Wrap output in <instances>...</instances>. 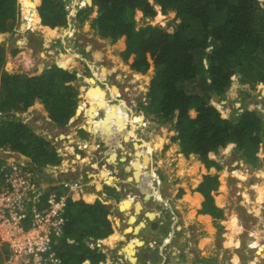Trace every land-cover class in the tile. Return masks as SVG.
Wrapping results in <instances>:
<instances>
[{
	"label": "trees",
	"instance_id": "1",
	"mask_svg": "<svg viewBox=\"0 0 264 264\" xmlns=\"http://www.w3.org/2000/svg\"><path fill=\"white\" fill-rule=\"evenodd\" d=\"M66 1L40 0L41 24L67 27ZM156 5L165 14L175 12L179 23L173 32L152 23L158 14ZM138 10L148 20L141 26ZM94 11L98 13L92 23L98 33L123 48L136 76L155 70L147 92L149 102L142 103L143 108L152 106L150 112L144 108L145 112L160 116L163 122L173 121L178 111L174 139L180 140L185 155L198 154L209 164L211 152L231 146L258 164L257 153L264 148V118L247 109L227 118L211 101L216 95L224 98L236 76L241 83L264 81V0H93L92 6L79 10L77 21L83 24ZM24 13L23 28L38 24L34 0H26ZM21 16L19 0H0V33H14ZM7 52L0 45V147L23 153L38 168L58 165L62 158L55 146L20 114L31 112L40 99L55 125L69 124L78 107L79 90L73 84L78 71L53 63L32 75L10 72ZM18 52L14 50V54ZM66 58L63 64H68ZM80 63L87 68L85 62ZM156 102L159 107L153 104ZM219 185L218 176L206 175L196 188L205 196L203 211L215 218H220L215 203ZM258 194V202H262L261 188ZM254 211L259 214V207L254 206ZM112 213L111 206L99 198L81 194L69 199L68 221L55 246L62 264H100L106 258L102 249L90 243L113 233ZM227 224L232 234L240 229L236 214ZM232 234L228 235L230 243L239 244Z\"/></svg>",
	"mask_w": 264,
	"mask_h": 264
},
{
	"label": "crops",
	"instance_id": "2",
	"mask_svg": "<svg viewBox=\"0 0 264 264\" xmlns=\"http://www.w3.org/2000/svg\"><path fill=\"white\" fill-rule=\"evenodd\" d=\"M21 10L24 12V7ZM38 13V24L34 26L38 33H41L46 41L54 38L66 46L65 39L68 37L66 29L63 27L53 29L42 25ZM140 13L143 16L142 11L139 10ZM91 31L90 24H82L81 31L77 36H80L84 41L83 47L88 51V55L93 56L91 59L102 62L104 60L107 65L110 76L107 74L105 77L96 78L106 91V98H104V103L93 101L95 98H87V91L82 88L84 86H81V91L86 97L83 101L84 105L80 108L81 113L78 115L76 113L77 118L73 120L70 126L64 127L62 131L66 142L69 144L82 142L87 145L88 142L94 146H99V150L93 151L92 156L80 151L83 160H80L81 162L77 160L76 163L73 162L74 160L71 161L73 167L70 176L75 179L76 176L83 175L85 179L89 180L83 195L90 199L99 198L103 202L106 201L112 208L113 213L110 218L113 221L114 231L108 238L102 240V248L106 253V258L100 264H261L264 261V241L261 240L262 236H255L254 234H258L264 227V198L262 202H258L259 185L254 188V199L251 184L239 183L238 180H235L237 182L235 184L229 182L231 179L228 178L230 174L226 165L232 166L238 161L232 155V147L228 146L223 149L220 147L211 152L209 164H206L198 154L185 155L180 150V142H172L168 138V135L174 134V132L170 133L168 128L164 129V133L161 134L160 132L156 133L157 126L154 121L149 120V125L145 127L141 126V123L136 125L134 116L137 115L139 119L144 117L139 115L138 107H134L137 106L135 105V98L131 97L133 98V105L126 101L124 94L121 95V98L117 97L119 91L124 92L125 89L131 88L128 82L134 83L138 81L139 77L133 70L116 73L114 69L117 64L110 63L107 53L104 49L102 50V46L113 44L110 40L108 42V39L100 37L94 40ZM0 34H3L2 41H6L7 38L4 37L10 33ZM22 41H27V38L24 37ZM47 43L49 41L44 43V47ZM117 45L119 46L118 43ZM70 46L73 50L76 49L74 43ZM88 47H95L96 51L100 48V52L95 53L94 56L92 54L94 51L90 52ZM120 49L123 48L120 46ZM30 60L25 52L14 55L9 53L7 68L9 69L10 63L13 64L12 68L18 71V66H22L23 69L30 68ZM100 74L103 75L102 69ZM94 75L97 76V74ZM90 81L92 80L90 79ZM115 84L118 86V91H113ZM145 84L147 83L145 82ZM141 87H144L142 83ZM109 101L116 102V107L111 105ZM90 102L96 103L93 117L87 116V109L89 112L92 106ZM118 103L119 108L117 107ZM257 106V104H251L245 108L254 110ZM33 109L45 115L43 112L46 111V108L40 99L36 100ZM113 109L117 111L110 113ZM152 116L146 117L151 118ZM87 120H91L90 124ZM80 130L87 132L89 137L81 135ZM128 134L130 135L129 141L126 140ZM146 134L150 135L147 136ZM72 139L73 142H71ZM147 142L153 145L152 150H149ZM129 144L131 147L128 146ZM168 144L166 149L165 145ZM71 148L64 149V152L68 151V156L63 155V159L67 163L74 157V147L71 146ZM111 150L116 152L118 164L108 161L111 157L109 153ZM261 150L264 151V148ZM137 151L139 156L135 157L134 162H132V157ZM158 151L164 153V157L159 161L155 160ZM142 154H145L144 158H142ZM126 156L134 166L132 171L127 170L128 160L127 162L119 161ZM152 156L153 158H151ZM232 159H234L233 162H231ZM111 160H115L113 155ZM140 160L144 163L140 164ZM94 161L101 164L91 166L90 164H94ZM121 163L123 166L120 165ZM104 168L107 170V175L113 177L110 182L104 179L102 175L100 176ZM263 169H257V173H253L254 170L252 169L253 174L251 176H258L259 173L264 175ZM206 175L218 176L220 180L219 191L215 194V203L217 209L220 210L218 215L220 218H215L210 211L209 213L203 211L205 196L196 190ZM243 184L246 186V190L242 187ZM247 184L251 187H247ZM107 188L115 189V191L112 190V195L106 191ZM156 193L160 197L159 195L157 197ZM81 194L76 192L73 196L78 197ZM240 195H242L243 200L237 202L236 196ZM245 195H250L251 201H248ZM129 200L131 204H127ZM122 205L130 206L127 208V206L123 207ZM254 206L259 207V214L254 211ZM237 207L247 211V215L253 217V221L250 223L240 222L239 212L236 211ZM169 212L170 215L166 217L165 225L161 224L159 221V219L161 220L160 214L163 213L166 216ZM149 213H155V216L150 218ZM232 214H236L238 218L240 229L237 230L236 234L231 233L232 230L227 224ZM156 222H158V226ZM257 224H262V227H258ZM229 234H232L231 238L238 241L239 244L230 243ZM259 235H264V233H259ZM257 240L259 244L255 246ZM130 244H133L132 253L129 252ZM116 256H121L124 261L119 263Z\"/></svg>",
	"mask_w": 264,
	"mask_h": 264
},
{
	"label": "rangeland",
	"instance_id": "3",
	"mask_svg": "<svg viewBox=\"0 0 264 264\" xmlns=\"http://www.w3.org/2000/svg\"><path fill=\"white\" fill-rule=\"evenodd\" d=\"M19 2H20V6L22 8V7H24L26 0H19ZM34 2L36 4H38L35 10L37 12H39L38 6H39L40 0H39V2L37 0H34ZM97 13H98L97 11H94L90 15L89 19L86 20L83 24H85V23L90 24L91 30H92L91 32L93 33L92 37H94V40L98 37L105 39V38L100 36V34L98 33V30L95 28V26L92 23V20L97 16ZM24 15H25L24 12H22V16L20 18V24L17 27V30H15L14 33L9 32L10 34L5 35L6 37H4V38H7L6 41H2L3 40V34L0 36V45H5L7 47V51H8L7 52V59H8L9 53L11 55L12 54L14 55L15 49H18V51H19L18 54L20 52L27 53L29 59H31L30 60L31 67L23 69L22 66H18L19 67L18 68L19 71H18L17 69L12 68L13 64L10 63V66H9V70H11L10 72L29 73L32 75L37 70H42L45 66H51L53 63L65 65V67H67V68H69V67L74 68L75 66L78 65L79 68H81V70L83 72H80V73H82V76H81V78H78L79 81H76L75 84H77V82H78L79 87L84 86L82 88L85 89L86 91H88V89L90 87L91 88L96 87L98 89V91L94 97L95 100H93V101L98 102L100 100V102L104 103V98H106V93H105V96H103V94H101L100 90L105 91L102 88L101 83H99L97 81V79H94V81H90L91 74H89L87 69L83 68V66L80 63L81 61H85L87 66H89V65L94 64V63H101L102 61H97V60L91 59L93 56L88 55L86 52H82V55L79 57H74L72 53L65 52L64 47H69L71 45V41L74 40L72 36L65 39L67 42L66 46H64L60 40L53 38V39L47 40V41H49V43H47L46 46L44 47V43H46L47 41L41 33H38V31L34 27L27 28V29L23 28V24L26 23V19H25ZM160 15H163V14H159V15L157 14V16L154 18L155 24L160 25L163 28H167L170 32H173L179 23V19H177L175 12L169 11L168 13L165 14L166 17L163 16L164 18H162V19H159ZM136 18L139 21V26L144 25L148 22V20L142 19V16L139 14V10L137 11ZM77 27H78V30L81 31V27H79L78 25H77ZM31 34H34V38L31 37ZM24 37L27 38V41H22V39ZM78 39L79 38H77V40ZM107 41L110 42L111 40L110 41L107 40ZM40 42H42V43L40 44ZM100 42L102 43V41H100ZM111 43L113 44L111 46H109V45L102 46L103 43L101 44V46L103 47L102 50L104 49V51L107 53V56L109 58L110 63L113 62L114 64H117L116 68L114 69L116 71V73H119V72L124 73V71L130 72L131 70H133L131 68V64L125 60L124 55L122 54L123 51L120 49V46H118L117 43H113L112 41H111ZM106 46H108V48H106ZM97 47H98V45H97ZM94 48L95 47H92V48L88 47V50L90 52L94 51L92 54L95 56V53L100 52V50H99L100 48L98 49V51H96ZM71 51H73V50H70V52ZM66 54L70 55L71 57L69 59L67 58L69 60L68 64H63L61 61V58H63ZM9 59H11V58H9ZM106 66H107L106 64L103 65V67H105V73H106L105 75H103L104 77L108 74V69ZM154 76H155V70L152 69L146 74L141 73L140 76H138L139 77L137 79L138 81H135L134 83L128 82L129 83L128 85H130V87H131V88H129L131 94H125V97L127 99L126 101L130 103L131 102L130 98L131 97L135 98L136 103L138 105L137 106L138 107V113L141 114L143 117L145 116L144 115L145 113L144 114H142V113L145 110L147 112H150L151 109H153L152 106L147 105V106H144V108H145V110H144L141 102H142L144 95H146L145 93L148 92L150 84H151V80L153 79ZM145 82L147 84H145ZM141 83H142V86H144V87H141ZM135 86H136V88H135ZM135 90H137V91H135ZM85 98L86 97H83L81 100H85ZM147 102H149V98H147ZM156 103H153V104H155V107H159V104L158 103L156 104ZM211 103L214 106H216L221 111V113L224 114V116L227 118H231V117H234V115H238V114L242 113L243 108L245 110V107H248L251 104H257L258 106L256 107L255 110L259 114H261V116L264 118V81L255 82V84H253L251 82L241 83V82H239L238 77L236 76L235 81L232 83V85L229 87V89L225 93L224 98H221V97L216 95L212 98ZM92 104L93 103L90 102V105H92ZM95 104H93L91 106V108L89 110L90 114H87V116L93 117L92 115H94L93 110L95 109L94 108L96 106ZM226 104H229V105H226ZM111 105L116 106L115 102H111ZM98 107H100V106H98ZM141 109H143L144 111H141ZM43 113L47 116L43 115L41 112L36 111V110L34 112L25 111V112L21 113V116L26 121L31 123V125L34 126V130L36 133H38L39 131H45V132L50 131L53 133H57L58 131H60L59 129H55L53 127V126H55V124L50 120V118L48 116L49 115L48 110L46 109V111H44ZM150 115H153V117H151L150 119L145 117L144 120H146L147 122H149V120L154 121V123L157 126L156 133L160 132L161 134H163L164 129L168 128L170 133L174 132V134H172L171 136L168 135V138H170V140L172 142H177V141L180 142L179 139L178 140L174 139L178 135V133L176 132V129H175V125L177 123V118H178V111L174 114L173 121L169 120V121L163 122L162 119L160 118V116H157L156 114H150ZM104 118H107V117H104ZM175 118H176V121H175ZM86 119H87V117H86ZM88 121H90V120H88ZM72 122H73V119L69 123H72ZM134 122L136 123V125L138 123H142V121L140 122L138 120V118H136V120ZM70 125H67V126H70ZM67 126H64V127H67ZM53 129L55 131H53ZM80 134L83 135L84 137H87V138L89 137L87 135V132H85L84 130H80ZM146 135L148 136L150 134H146ZM147 136H145V137H147ZM126 140L127 141L130 140L129 134L126 137ZM87 144H88V146H85L83 149H80L83 152H85L87 155L90 154V156H92L93 151L99 150L98 145L94 146L93 144H90V143H87ZM147 144H148L149 150H152L151 148H153V145L150 142H147ZM180 144H181V142H180ZM128 146L131 147V144H129ZM168 146H169V144L165 145L166 149L168 148ZM65 147H66V145H64V146L58 145L57 146V148L59 149V152H58L59 155L62 154V151H64ZM180 150L182 151V145H181ZM73 151L77 152V151H79V149L74 147ZM163 151H165V149H163ZM109 153H110L111 157H112L113 153L116 154V152L114 150H111ZM157 154H158L157 157L156 158L154 157L155 160H157V161H159L162 157H164V153L162 151H158ZM21 155H24V154L21 153ZM142 155H143L142 158H144L145 154H142ZM232 155L238 161H236L237 163H235L232 166L226 165V167L229 168L228 172L230 174V177H228V178L231 180H234V181L230 180L229 182L235 184V182H236L235 180H238L237 182H239V183L251 184L253 186L252 192L254 193V199H255V189L254 188H255V186L259 185L258 188L262 189V195L264 198V181H263L264 175H261V173L258 172L259 173L258 176H256V175L251 176V174L257 173V169H259V168L263 169L264 168V151L260 150L257 153V157L260 160L258 162V164H254V163L250 162L247 158L242 157L241 152H236L235 150H232ZM138 156H139V152L137 151L136 154L134 153L133 157L131 156L132 162H134L135 157H138ZM111 157L108 159V161L117 163L116 158L114 157L115 160H111ZM151 158H153V156ZM73 159H75V158H73ZM75 160H77V159H75ZM87 160H88V158H87ZM233 161H234V159H232L231 162H233ZM139 163L141 164L144 162L140 160ZM100 164H101L100 162L94 161V164L91 163L90 165L91 166L92 165L99 166ZM120 165L123 166V163H121ZM130 166H132V167H130ZM132 168H134V166L131 164V162H129L127 170L132 171ZM251 168L254 170L253 173H252ZM94 169H97V168H94ZM121 171H122V169H121ZM238 172H240L241 175H238L237 174ZM262 172H264V169ZM107 174H108L107 170H105V168H104L103 173H100V176L102 175V177H104V179L107 178V181L110 182L111 179H113V177H109ZM129 180H132V179L129 178ZM257 180H258V182H256ZM249 184H247L248 185L247 187H251V186H249ZM242 187L244 188V190H246V188H245L246 186H244V184L242 185ZM112 190L115 191V189H112V188L106 189V191L109 193V195L113 194ZM256 190H257V188H256ZM117 193L119 194V192H117ZM158 195L159 194L157 193V196ZM159 197H160V195H159ZM248 197L251 201L250 195H248ZM263 198H262V200H263ZM242 200H243L242 195L236 196L237 202L242 201ZM130 202L131 201L129 200V202L127 204H131ZM263 205H264V203H263ZM124 206H127V208H128L130 205H124ZM138 209H139V207H138ZM236 211L239 212L238 218L240 219V222L246 221V222L250 223L253 221V217H251L250 215H247V213H246L247 211H244L242 208L237 207ZM169 215H170V212H169V214H166V217H169ZM159 221H160V219H159ZM165 223H166V221H165ZM165 223H164V225H165ZM257 226L262 227V224H257ZM263 228L264 227L261 228L262 230L259 232L260 234L264 233ZM254 235L257 236V234H254ZM259 236H262L261 240L264 241V235H259ZM258 244H259V242H258ZM11 257H12V252L10 250V247L7 244H4V245L2 244L0 246V262L4 263L6 260H9ZM253 261H254V259H253ZM261 264H264V261H262Z\"/></svg>",
	"mask_w": 264,
	"mask_h": 264
},
{
	"label": "built area",
	"instance_id": "4",
	"mask_svg": "<svg viewBox=\"0 0 264 264\" xmlns=\"http://www.w3.org/2000/svg\"><path fill=\"white\" fill-rule=\"evenodd\" d=\"M86 4V0L66 1L68 16L75 17ZM102 67L97 66V70ZM90 69L95 73L93 68ZM125 92L131 94L129 88ZM145 94L142 103L147 104V92ZM118 95L121 97V93ZM130 99L133 104V98ZM141 120L143 126L147 125L144 118ZM48 137L54 144H60L62 140L58 133ZM85 146V143H78L77 149ZM76 159L80 161L81 155L76 154ZM77 160L72 159L74 163ZM72 167L71 162H64L38 168L30 158L8 146L0 147V230L10 233L0 234V246L7 244L12 252V257L0 264H62L55 246L68 221L67 205L72 195L84 192L88 185L83 175L72 179ZM164 215L160 214L163 225ZM90 245L103 250L100 241ZM116 259L119 263L124 261L121 256Z\"/></svg>",
	"mask_w": 264,
	"mask_h": 264
},
{
	"label": "clouds",
	"instance_id": "5",
	"mask_svg": "<svg viewBox=\"0 0 264 264\" xmlns=\"http://www.w3.org/2000/svg\"><path fill=\"white\" fill-rule=\"evenodd\" d=\"M151 1H153V0H151ZM87 2V1H86ZM87 5L88 4H86V6L85 7H87ZM89 6V5H88ZM85 7H83V8H81V9H84ZM156 8H157V11H158V15L159 14H163V16L164 17H166L165 16V14L162 12V10H161V6H159V5H156ZM79 12V11H78ZM77 16V15H76ZM76 16L75 17H70V16H68V19H69V24H68V26L67 27H63V29H66V33H67V38H69L70 36H72L73 37V41H71V44L72 43H74V45H75V47H76V49H72V47L71 46H69V47H64V50H65V52H69V53H72L73 54V56L74 57H79V56H81L82 55V52H86L87 54H88V51H86L85 50V48L83 47L85 44H84V41H82V39L80 38V36H77L78 35V33L80 32L79 30H78V27H77V25L79 26V27H81L82 26V24L81 23H79L78 21H77V19H76ZM153 24H155V22H154V20H153V22H152ZM50 27V26H49ZM52 28V27H51ZM56 28H61L60 26H57V27H55V28H53V29H56ZM77 38H79L78 40H77ZM82 41V42H81ZM60 42V41H59ZM79 46V47H78ZM70 50H73V51H71L70 52ZM65 56H67V58L69 59L71 56L70 55H68V54H66ZM66 58V59H67ZM68 59H67V61H68ZM63 62H64V60H63ZM83 62H85V61H83ZM60 63V62H59ZM65 63V62H64ZM86 63V62H85ZM59 66H62L61 64H58ZM101 65V63H95V64H91L90 65V67L89 66H87V71H88V73L89 74H91V78L90 79H96V78H102V77H104L103 75H101L100 74V70H101V68L99 69V70H97V66H100ZM45 67H47V66H45ZM44 67V68H45ZM6 68H7V65H6ZM43 68V69H44ZM90 68H93L94 69V72L95 73H93V71H91V69ZM42 69V70H43ZM69 69H75V70H77L78 72H77V74H78V76H79V78H81V76H82V73H80V72H83L82 70H81V68H79V67H74V68H70L69 67ZM7 70H9L8 68H7ZM9 71H11V70H9ZM94 74H97V76H95ZM109 76H110V74H108ZM107 76V75H106ZM77 81H79V79H77ZM76 83V81L75 82H73V84L74 85H76L77 86V88H78V90H79V95H78V107H77V109L78 108H81L82 107V105H83V101H85V100H82V101H80L83 97H85V94H83L82 93V91H81V88L79 87V83L77 82V84H75ZM115 86H116V84H115ZM117 88H118V86H117ZM91 89H94V90H96L97 88L96 87H90L89 89H88V91H87V93H86V97L87 98H94L95 97V95L97 94V91H94V92H92V95H91V97L90 96H88V93H90L91 92ZM126 90V89H125ZM125 90H124V92H120L119 91V93H121V95L122 94H126V92H125ZM105 93H106V91H105ZM118 93V94H119ZM117 98H121V97H119V95H118V97ZM100 101V100H99ZM79 102H81L80 104H79ZM109 103L111 104V101H109ZM142 103V102H141ZM115 104H116V102H115ZM34 107V106H33ZM116 107V106H115ZM118 108L120 107L119 106V103H118V106H117ZM243 108V107H242ZM241 108V109H242ZM245 109H247V108H245ZM243 110H244V108H243ZM248 110V109H247ZM114 111H117L116 109H113L112 110V112H110V113H114ZM141 111H144L143 109H141ZM249 111H256L255 109L254 110H249ZM31 112H34V109L31 111ZM76 113H77V110H76ZM144 119H145V117H146V112L144 111ZM21 115V114H20ZM139 115H141V114H139ZM22 117V116H21ZM77 118V116L75 115V117H74V119H76ZM135 118H139L137 115L135 116ZM22 119H24L23 117H22ZM73 119V120H74ZM25 120V119H24ZM26 121V120H25ZM54 123V122H53ZM55 124V123H54ZM71 123H69V124H67V125H70ZM66 125V126H67ZM141 126H143V124L141 123ZM34 127V126H33ZM55 129H59L60 131H58L57 133L58 134H60V136H61V142H60V144H54V143H52V141L51 140H49V137H48V135L49 134H51V133H53V132H45V131H39L38 132V134L39 135H41V136H43V137H45L53 146H55V148H56V151H57V153L59 152L58 150H57V146L59 145V146H64V145H66V147H65V149L67 150L69 147H71V146H73V147H76L77 148V144L78 143H81V144H84V143H82V142H74V143H71V144H69V143H67L66 142V138H65V136H64V133H63V131H62V129H63V127L64 126H57V125H55V126H53ZM144 127V126H143ZM52 128V127H51ZM53 131H55L54 129H53ZM86 144V143H85ZM87 146V145H86ZM80 151H82V150H79V151H77V152H75V151H73V155H74V157L73 158H75L76 159V154H80ZM63 155L64 156H68V151L67 152H64V151H62V154L61 155H59L58 154V156H61V158H62V161H61V163L60 164H58V165H61V164H64V159H63ZM81 155V154H80ZM29 158V157H28ZM31 159V158H30ZM72 160H70L69 162H71ZM58 165H52V166H58ZM85 181L86 182H89V180H87V179H85ZM88 186V185H87ZM84 192H82V194H83ZM73 196V195H72ZM102 240H104V239H102ZM102 240H97V241H100V242H103ZM96 241V242H97ZM92 243V242H91ZM90 243V244H91ZM98 248V247H97Z\"/></svg>",
	"mask_w": 264,
	"mask_h": 264
},
{
	"label": "bare ground",
	"instance_id": "6",
	"mask_svg": "<svg viewBox=\"0 0 264 264\" xmlns=\"http://www.w3.org/2000/svg\"><path fill=\"white\" fill-rule=\"evenodd\" d=\"M37 16H38V15H37ZM64 58H65V56L61 59L62 62H63ZM102 74H103V75L106 74V73H105V67L102 68ZM91 80L94 81V79H91ZM97 90H98V89H96V90L91 89V91H93V92H94V91H97ZM118 90H119V89L117 88V86H114V87H113V91H118ZM83 105H84V103H83ZM92 105H93V104H92ZM99 108H101V106H100ZM98 110H100V109H98ZM98 110H97V111H98ZM79 113H81V109H80ZM87 114H90V112H88V109H87ZM117 117H118V116H117ZM152 117H153V116H152ZM138 119H139V118H138ZM87 121H88V120H87ZM90 121H91V120H90ZM90 121H88V122H89L88 124H90ZM139 121L141 122L142 120L139 119ZM86 126L89 127L88 125H86ZM72 142H73V139H72ZM87 143H88V142H87ZM156 144H157V143H156ZM87 146H88V144H87ZM70 148H71V147H70ZM71 150H72V148L70 149V151H71ZM113 155H114V157L116 158L117 155H116V154H113ZM109 158H110V157H109ZM81 160H83L82 157H81ZM80 162H81V161H80ZM111 163H112V162H111ZM114 163L117 164L116 162H114ZM130 167H132V166H130ZM132 169H133V168H132ZM106 180H107V178H106ZM111 180H112V179H111ZM150 215H151V217H154V216H155V213H153V214L150 213ZM137 226H138V225H137ZM138 229H139V227H138ZM138 229H137V230H138ZM135 230H136V229H135ZM1 233H6V232H2V231L0 230V234H1ZM6 234H10V233H6ZM140 242H141V241H140ZM140 242H139V243H140ZM125 247H126V246H125ZM129 247H130V248H129V252L132 253V252H133V249H131V248H133V244H130ZM126 249H127V247H126Z\"/></svg>",
	"mask_w": 264,
	"mask_h": 264
},
{
	"label": "water",
	"instance_id": "7",
	"mask_svg": "<svg viewBox=\"0 0 264 264\" xmlns=\"http://www.w3.org/2000/svg\"><path fill=\"white\" fill-rule=\"evenodd\" d=\"M37 1L39 2V0H37ZM86 1H87V4H88L89 6H92V5H93V0H86ZM34 3H35V2H34ZM37 5H38V4L35 3V9H36ZM24 24H25V23H24ZM24 24H23V25H24ZM92 92H93V91H91L90 93H88V96L91 97ZM100 92H101V94H103V96H105V91L100 90ZM128 110H129V109H128ZM128 110H127V111H128ZM79 111H80V108L77 109V115L79 114ZM137 145H139V144H137ZM139 146H140V145H139ZM127 160H128V163H129L128 156H126L125 158H122V160H119V161H121V162H122V161H123V162H127ZM127 166H128V165H127ZM151 214H153V213H151ZM149 217H150V218H153V217L150 216V213H149ZM156 224H157V226H158V222H156Z\"/></svg>",
	"mask_w": 264,
	"mask_h": 264
},
{
	"label": "flooded vegetation",
	"instance_id": "8",
	"mask_svg": "<svg viewBox=\"0 0 264 264\" xmlns=\"http://www.w3.org/2000/svg\"><path fill=\"white\" fill-rule=\"evenodd\" d=\"M105 39L111 40V39H109V38H105ZM122 54H123V53H122ZM101 64L104 65V64H106V63H105V61H103V62H101ZM76 67H78V66H76ZM146 116H148L147 113H146ZM147 118L150 119L149 117H147ZM138 120H139V119H138ZM145 123H146L147 125H149V122H147L146 120H145ZM147 125H144V127L147 126ZM59 239H60V238H59ZM55 249H56V248H55ZM56 251H57V250H56Z\"/></svg>",
	"mask_w": 264,
	"mask_h": 264
}]
</instances>
